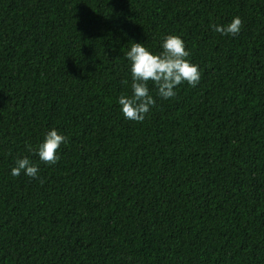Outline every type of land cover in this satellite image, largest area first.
Masks as SVG:
<instances>
[{
  "label": "trees",
  "instance_id": "obj_1",
  "mask_svg": "<svg viewBox=\"0 0 264 264\" xmlns=\"http://www.w3.org/2000/svg\"><path fill=\"white\" fill-rule=\"evenodd\" d=\"M169 34L199 84L126 119L125 54ZM0 264H264V0H0Z\"/></svg>",
  "mask_w": 264,
  "mask_h": 264
},
{
  "label": "clouds",
  "instance_id": "obj_2",
  "mask_svg": "<svg viewBox=\"0 0 264 264\" xmlns=\"http://www.w3.org/2000/svg\"><path fill=\"white\" fill-rule=\"evenodd\" d=\"M243 21L239 16L233 17L227 25L212 24L213 31L222 35L238 36ZM162 51L154 54L145 44L134 42L125 54L130 61L132 95H121L118 103L126 119L142 122L156 100L150 94L148 83L153 82L157 95L169 99L176 95L175 89L184 82L196 87L201 78L199 66L187 58L190 52L186 49L183 39L175 34L162 37ZM127 83V81H124ZM67 143V137L52 128L45 135L42 143L36 149L27 145L28 151L37 154L42 162L55 165L60 156L58 151L62 144ZM30 178L38 179L39 168L27 157H17L11 175L18 177L21 173Z\"/></svg>",
  "mask_w": 264,
  "mask_h": 264
}]
</instances>
